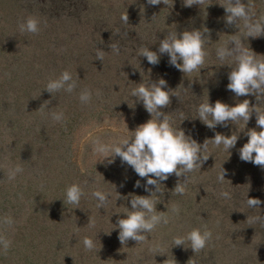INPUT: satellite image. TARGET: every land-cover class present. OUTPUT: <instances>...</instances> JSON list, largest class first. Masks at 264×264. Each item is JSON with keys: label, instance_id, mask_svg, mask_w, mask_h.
Listing matches in <instances>:
<instances>
[{"label": "rangeland", "instance_id": "1", "mask_svg": "<svg viewBox=\"0 0 264 264\" xmlns=\"http://www.w3.org/2000/svg\"><path fill=\"white\" fill-rule=\"evenodd\" d=\"M210 2L203 9L174 0L173 7L166 9L162 2L149 5L147 0H0V165L24 168L11 182L0 168V218L10 216L14 221L10 228L0 229L11 241L7 255L0 254V264H191L190 258L196 264H264V225H249L247 219L264 215V168L239 158L248 129L259 131L255 111L242 130L243 121L210 129L195 117L197 106L207 99L213 105L219 100L229 106L248 99L250 106L264 109V98L236 97L227 90L231 68L220 65L215 48L240 32L225 23L217 0ZM243 2L255 5L257 18L264 15V0ZM125 12L127 24L121 20ZM28 16L39 19L38 34L19 32L18 20ZM203 27L209 29L205 34L209 42L204 45L208 56L199 72L184 75L170 66L167 54L157 65L137 56L141 46L157 51L169 30L179 34ZM241 39L264 58L260 56L264 36ZM113 43L119 45V55L112 52ZM97 48L105 52L102 62L96 59ZM65 70L78 87L71 94L60 91L52 96L43 88ZM160 78L167 82L166 91L180 93V99L170 95L171 103L161 111L169 115L174 129L183 130L198 144L209 139L211 154L190 174L184 195L172 194V189L185 176L173 174L161 181L163 192L153 197L159 199L156 210L178 204L179 216L147 234V242L129 239L121 245L115 225L126 218V208L131 211L130 194L151 193L143 187L146 178L118 156L111 164L107 158L101 162L93 141L117 142L150 119L130 90ZM85 87L93 93L88 105L78 98ZM44 101H50L45 113L63 111L62 122L41 115ZM217 132L237 134L235 147L228 152L222 145L215 147L210 139ZM220 165L226 170L223 184L217 182ZM137 180L141 187L134 186ZM73 183L85 193L80 208L63 203L65 189ZM221 188L231 193V199L218 195ZM95 189L111 193L105 208L97 209L91 196ZM247 198H258L261 204L249 209ZM89 218L95 220V228L88 227ZM202 225L212 231L213 239L200 253L172 246L174 236ZM86 236L98 251H85ZM153 244L160 245L162 254L149 251Z\"/></svg>", "mask_w": 264, "mask_h": 264}, {"label": "clouds", "instance_id": "2", "mask_svg": "<svg viewBox=\"0 0 264 264\" xmlns=\"http://www.w3.org/2000/svg\"><path fill=\"white\" fill-rule=\"evenodd\" d=\"M172 8L174 0H147L149 5H158L160 3ZM213 2L210 0H182V6L191 7L193 5L201 6L203 9ZM217 3L223 7L225 12V23L229 26H236L240 35H232L230 39L215 48L216 58L221 61L220 65L227 64L231 70L228 73L227 90L233 92L236 97L255 95L257 100L264 98V58H258L248 46L245 47L243 38L264 36V15L256 17L255 5L244 3L243 0H217ZM121 20L127 24L128 16L125 12L121 16ZM242 22V23H241ZM40 21L35 16H28L25 19L18 20V30L21 34L30 33L38 34L40 32ZM209 29L184 30L179 34L175 30H169L164 39L159 41L157 51H151L147 46H141L137 51V56L146 57L151 65H157L160 56L167 54L168 63L175 67L184 75H191L199 72L205 67V58L208 53L205 51L204 45L209 42L208 36L205 34ZM115 33H120L116 30ZM126 33L124 36L126 37ZM232 43L234 46L229 47ZM110 48L115 55L120 54L118 44H111ZM105 52L99 48L96 51V59L103 61ZM264 57V55H260ZM78 87L77 80L73 79L71 72L65 70L60 73L58 78L49 79L43 89L52 96L54 93L64 91L73 93ZM167 82L160 78L156 82L139 83L130 90V95L142 102L145 110L150 114L151 118L146 122L138 125L130 135L113 143H103L100 140H94V152L102 156L103 162L107 158V163L114 162V158L118 156L122 163L131 166L140 178H146L143 185L145 191H149V196L131 195L130 204L131 211L127 208L124 211L126 218H120L115 227L119 228L118 239L121 245L126 244L129 239L143 244L148 241L147 234H151L158 226L168 225L174 217L180 214V206L172 204L167 211H157L156 204L159 199H154L156 193H162L161 181L168 179L170 175L186 177L183 182L177 181L172 194L184 195L186 191V182L191 173L198 171L201 164L206 161L211 154L208 143L209 139H205L203 145L198 144L191 137L186 136L183 130H176L170 123L169 115L161 111L167 107L170 101V95H175L180 99L179 92L166 91ZM92 91L85 87L79 93V101L83 105L90 104L92 100ZM99 98L101 92L96 91ZM36 97V96H35ZM39 108L41 115L50 118L53 122H62L64 120L63 111H52L45 113L43 109L48 108L50 101H44ZM130 106V105H129ZM132 106V105H131ZM255 111V119L257 128L248 129L246 135L247 142L239 149V158L244 162H251L261 168H264V109L250 106L248 99L237 102L233 106H229L219 100L214 105L208 102L200 103L196 108V115L204 125L210 129H214L217 125L226 126L229 121L237 124L243 121L245 125ZM162 117V119H161ZM185 116L182 117L183 120ZM238 136L232 134L225 136L219 132L210 139L211 143L219 148L223 146V150L227 151L235 147ZM5 169L7 181H14L18 174L23 173L24 168L20 164L15 166L0 165ZM226 170L220 165V171L217 174V182L223 184ZM87 183V181H85ZM135 187H141L140 181L135 182ZM149 186H154V191ZM42 187V185H41ZM85 193L78 183H73L65 189L64 204L75 205L80 208L81 197ZM218 195L224 199H231V193L221 188ZM245 195V194H244ZM91 196L97 201L96 207L105 208L109 202L110 192L95 189L91 192ZM118 197V195H117ZM116 197V199H117ZM245 203L249 209L258 208L261 201L258 198H247ZM248 224L264 225V215L257 214L247 217ZM14 221L10 216L0 218V229L6 230L13 225ZM88 227L95 228V220L89 218ZM109 232V231H108ZM105 232V233H108ZM218 238V237H217ZM213 239L212 231L207 225L201 228H192L183 236H174L172 246H183L185 249L191 247L194 254L200 253L209 242ZM82 244L85 251H98L94 240L90 237H84ZM187 244V246H185ZM11 241L0 231V254L7 255ZM101 247V246H100ZM149 251L154 254H162L159 244L150 246ZM191 264H196L194 259ZM188 260V261H189Z\"/></svg>", "mask_w": 264, "mask_h": 264}]
</instances>
